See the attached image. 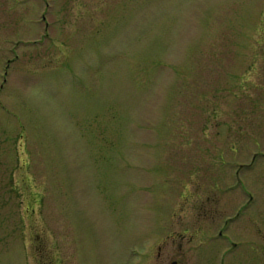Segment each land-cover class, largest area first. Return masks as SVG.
<instances>
[{
  "label": "rangeland",
  "instance_id": "obj_1",
  "mask_svg": "<svg viewBox=\"0 0 264 264\" xmlns=\"http://www.w3.org/2000/svg\"><path fill=\"white\" fill-rule=\"evenodd\" d=\"M223 219L264 230V0H0V264H220Z\"/></svg>",
  "mask_w": 264,
  "mask_h": 264
},
{
  "label": "flooded vegetation",
  "instance_id": "obj_2",
  "mask_svg": "<svg viewBox=\"0 0 264 264\" xmlns=\"http://www.w3.org/2000/svg\"><path fill=\"white\" fill-rule=\"evenodd\" d=\"M231 220L232 219H230L229 221L223 219L218 225L219 227L215 232L216 234H214L213 237L209 239L210 242L208 240L203 241L204 245L206 246L207 243H211L213 242V240H217V242L219 241L220 243V250H225L226 253L232 252L231 258H223L220 264H237L235 262V257H239L240 250L235 253L236 249H241V252H247L251 249H257L258 251L262 252V255L257 260V264H264V230L255 231L253 229L251 231H246L244 235H239L236 233L229 234V232L227 231L230 227V223H232ZM253 238L254 241H252ZM173 243H175V240L173 241ZM180 247H182V245H180ZM246 259L249 260L250 258L246 257ZM171 264H181V262L178 259H173Z\"/></svg>",
  "mask_w": 264,
  "mask_h": 264
}]
</instances>
